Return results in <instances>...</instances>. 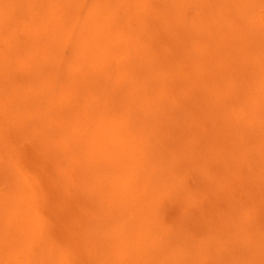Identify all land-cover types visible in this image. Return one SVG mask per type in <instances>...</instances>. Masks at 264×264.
I'll return each mask as SVG.
<instances>
[{
  "label": "rangeland",
  "instance_id": "374dc122",
  "mask_svg": "<svg viewBox=\"0 0 264 264\" xmlns=\"http://www.w3.org/2000/svg\"><path fill=\"white\" fill-rule=\"evenodd\" d=\"M206 1L0 0V264H264V189L243 190L264 181V0Z\"/></svg>",
  "mask_w": 264,
  "mask_h": 264
},
{
  "label": "bare ground",
  "instance_id": "6f19581e",
  "mask_svg": "<svg viewBox=\"0 0 264 264\" xmlns=\"http://www.w3.org/2000/svg\"><path fill=\"white\" fill-rule=\"evenodd\" d=\"M4 1V0H3ZM68 1V0H67ZM70 1V0H69ZM112 1H115V0H112ZM178 1V0H177ZM207 1H209V0H207ZM206 1V3H208ZM214 1V0H213ZM223 1V0H222ZM228 1V0H227ZM241 0H234V2H236V4L237 5H239V9L237 10L238 12H239V14L240 15H244V14H246L247 13V11L245 10V7H244V4L243 3H247L246 5H249V3L248 2H250V1H253V0H244L245 2H240ZM246 1H248V2H246ZM12 2H13V0H12ZM108 2V1H107ZM215 2V1H214ZM213 2V3H214ZM231 2H233L232 0H231ZM240 2V3H239ZM6 3V2H5ZM75 3V2H74ZM105 3V2H104ZM210 3V2H209ZM219 4H220V9L219 10H221L224 6H221V2L219 1L218 2ZM239 3V4H238ZM100 4H101V2H100ZM108 4V3H107ZM110 4V3H109ZM143 4V3H142ZM177 4V3H176ZM215 4H217V3H215ZM224 4H226V3H224ZM223 4V5H224ZM227 4H231V3H227ZM4 5V4H3ZM72 5H73V3H72ZM104 5V4H103ZM175 5V4H174ZM243 5V6H242ZM5 6V5H4ZM7 6V5H6ZM70 6V5H69ZM211 6V5H210ZM210 6H208V7H210ZM228 7H230L229 5H227ZM232 6V5H231ZM58 7V6H57ZM102 7V6H101ZM133 7H134V5H133ZM144 7V6H143ZM173 7V6H172ZM207 7V8H208ZM214 7H216L215 9H218V6H214ZM222 7V8H221ZM235 7V6H234ZM13 8V7H12ZM225 8H227V7H225ZM1 9V8H0ZM27 9V8H26ZM136 9V8H135ZM163 9V8H162ZM178 9V8H177ZM214 9V8H213ZM232 9V8H231ZM145 10H147V9H145ZM175 10V9H174ZM201 10V9H200ZM210 10V9H209ZM228 10H229V8H228ZM16 11H17V9H16ZM109 11V10H108ZM135 11V10H134ZM233 11H234V9L231 11L232 13H233ZM237 11H235L234 12V14L237 12ZM0 12H2L1 10H0ZM9 12V11H8ZM138 12V11H137ZM223 12V11H222ZM227 12V11H226ZM16 13V12H15ZM26 13V12H25ZM51 13V12H50ZM93 13V12H92ZM109 13V12H108ZM227 13H229V12H227ZM18 14V13H17ZM94 14V13H93ZM97 14V13H96ZM146 14V13H145ZM212 14V13H211ZM234 14H232V15H234ZM58 15V14H57ZM98 15V14H97ZM209 15V14H208ZM220 15V14H219ZM231 15V16H232ZM237 15V14H236ZM26 16V15H25ZM60 16V15H59ZM140 16V15H139ZM205 17H206V15H204ZM203 16V17H204ZM209 16H211V15H209ZM215 15L213 14V17H214ZM217 16V15H216ZM222 16V14L220 15V17ZM224 16V15H223ZM248 16V15H247ZM9 17V16H8ZM20 17V16H19ZM143 17V16H142ZM141 17V18H142ZM163 17V16H162ZM240 17V16H239ZM15 18H16V16H15ZM35 18V17H34ZM103 18V17H102ZM138 18V17H137ZM217 18V17H216ZM10 19V18H9ZM8 19V20H9ZM36 19V18H35ZM38 19V18H37ZM36 19V20H37ZM58 19V18H57ZM60 20H58V21H60L61 23H63L62 22V19L61 18H59ZM87 19V18H86ZM94 19H96V18H94ZM98 19V18H97ZM204 19V18H203ZM239 19V18H238ZM7 20V21H8ZM14 20V19H13ZM40 20V19H39ZM66 20H67V18H66ZM80 20V19H79ZM136 20V19H135ZM217 20V19H216ZM11 21V20H10ZM38 21V20H37ZM74 21V20H73ZM226 21V20H225ZM1 22H2V19H1ZM121 22V21H120ZM205 22V21H204ZM214 22V21H213ZM40 23V22H39ZM84 23H85V20H84ZM87 23V22H86ZM114 23V22H113ZM141 23V22H140ZM209 23V22H208ZM220 23H221V21H220ZM20 24V23H19ZM89 24V23H88ZM214 24V23H213ZM219 24V23H218ZM236 24V23H235ZM34 25V24H33ZM40 25V24H39ZM91 25V24H90ZM102 25V24H101ZM214 25H217V24H214ZM6 26V25H5ZM24 26V25H23ZM37 26V25H36ZM83 26H85L84 24H83ZM95 26V25H94ZM41 27V26H40ZM224 27V26H223ZM244 27H246V26H244ZM52 28V27H51ZM101 28V27H100ZM6 29V28H5ZM41 29H42V27H41ZM60 29V28H59ZM65 30H66V28H65ZM85 30V29H84ZM144 30V29H143ZM237 30V29H236ZM239 30V29H238ZM5 31V30H4ZM44 31V30H43ZM46 31V30H45ZM119 31V30H118ZM93 32V31H92ZM222 32V31H221ZM235 32H237V31H235ZM263 32V31H262ZM35 33V32H34ZM112 33V32H111ZM121 33V32H120ZM124 33H126V32H124ZM123 33V34H124ZM67 34V33H66ZM72 34V33H71ZM100 34V33H99ZM122 34V33H121ZM189 34H190V32H189ZM235 34V33H234ZM234 34H232V35H234ZM53 35V34H52ZM74 35V34H73ZM73 35H72V37H73ZM191 35V34H190ZM210 35V34H209ZM231 35V36H232ZM75 36V35H74ZM236 36V35H235ZM51 37V36H50ZM49 37V38H50ZM83 37V36H82ZM79 38V37H78ZM215 38V37H214ZM71 39V38H70ZM76 39V38H75ZM146 39V38H145ZM234 39V38H233ZM78 40H80V38L78 39ZM192 40V39H191ZM5 41V40H4ZM8 41V40H7ZM69 41V40H68ZM1 42H2V40H1ZM12 42V41H11ZM147 42V41H146ZM231 42V41H230ZM4 43V42H3ZM5 44V43H4ZM10 44V43H9ZM138 43H136V45H137ZM242 44V43H241ZM7 45V44H6ZM12 45V44H11ZM24 45V44H23ZM86 45V44H85ZM94 45H95V43H94ZM135 45V44H134ZM140 45V44H139ZM201 45V44H200ZM13 46V45H12ZM11 46V47H12ZM89 46H90V44H89ZM91 46H92V44H91ZM14 47V46H13ZM86 47V46H85ZM194 47V46H193ZM227 48V47H226ZM230 48V47H229ZM238 48V47H237ZM23 49V48H22ZM101 49H103V48H101ZM108 49V48H107ZM228 49V48H227ZM232 49V48H231ZM252 49V48H251ZM1 50V49H0ZM4 50V49H3ZM96 50V49H95ZM109 50V49H108ZM113 50H115V52L117 51L116 49H113ZM140 50V49H139ZM229 50V49H228ZM8 51V50H7ZM13 51H14V49H13ZM20 51V50H19ZM98 51H99V49H98ZM110 51V50H109ZM114 52V51H113ZM240 52V51H239ZM2 53V52H1ZM0 53V54H1ZM4 53V52H3ZM10 53V52H9ZM8 53V54H9ZM14 53H16L15 51H14ZM85 53V52H84ZM89 53V52H88ZM98 53H100V52H98ZM102 53H104V51L102 52ZM111 53V52H110ZM146 53V52H145ZM232 53V52H231ZM250 53H252V52H250ZM80 54V53H79ZM83 54V53H82ZM109 53H107V55H108ZM141 54V53H140ZM151 54V53H150ZM243 54V53H242ZM244 54H247V52L246 53H244ZM253 54V53H252ZM255 54V53H254ZM4 55H5V53H4ZM114 55V54H113ZM236 55V54H235ZM10 56H12V55H10ZM86 56V55H85ZM141 56V55H140ZM164 56V55H163ZM9 57V56H8ZM79 57H80V55H79ZM107 57V56H106ZM147 57V56H146ZM152 57V56H151ZM241 57V56H240ZM1 58V57H0ZM4 58V57H3ZM21 58V57H20ZM81 58V57H80ZM139 58V57H138ZM149 57H147V59H148ZM154 58V57H153ZM9 59V58H8ZM74 59V58H73ZM105 59V58H104ZM146 59V60H147ZM1 60V59H0ZM13 60V59H12ZM41 60V59H40ZM75 60V59H74ZM109 60V59H108ZM155 60V59H154ZM154 60H152V61H154ZM2 62H3V60H1ZM86 61H92V58L90 59V60H87L86 59ZM94 61V60H93ZM105 61H106V59H105ZM163 61V60H162ZM7 62V61H6ZM75 62V61H74ZM96 62V61H95ZM106 62H109V61H106ZM151 62V61H150ZM237 62H238V60H237ZM8 63V62H7ZM39 63V62H38ZM105 63V62H104ZM233 63V62H232ZM45 64V63H44ZM47 64V63H46ZM89 64V63H88ZM102 64V63H101ZM109 64V63H108ZM135 64V63H134ZM148 64V63H147ZM0 65H4V64H0ZM41 65V64H40ZM48 65V64H47ZM93 65V64H92ZM107 65V64H106ZM153 65V64H152ZM6 66V65H5ZM43 66H45V65H43ZM49 66V65H48ZM55 66V65H54ZM73 66H75V65H73ZM87 66V65H86ZM102 66V65H101ZM100 66V67H101ZM163 66V65H162ZM162 66H161V68H159L160 70L162 69ZM223 66V65H222ZM2 67H4V66H1V68L0 69H2ZM8 67V66H7ZM6 67V68H7ZM12 67V66H11ZM97 67H99L98 65H97ZM99 67V68H100ZM106 67V66H105ZM104 67V68H105ZM171 67V66H170ZM215 67V68H214ZM239 66H237V65H235V68H238ZM41 68V67H40ZM86 68H88V67H86ZM89 68H91V67H89ZM93 68V67H92ZM127 68V67H126ZM164 68L165 67H163V69L162 70H164ZM212 68V67H211ZM211 68H209V69H207V70H210ZM213 68H214V70H219V68H220V66L219 65H216V63H215V65L213 66ZM260 67H258V69H259ZM170 69V68H169ZM169 69H168V71H169ZM3 71H5V68L4 69H2ZM27 71H28V69H26ZM82 70V69H81ZM85 70V69H84ZM171 70V69H170ZM180 70H182V71H180ZM180 72L178 71V74L179 75H182L183 74V72H184V70H185V68L184 69H182V68H180ZM3 71H0V73L1 72H3ZM8 71V70H7ZM41 71V70H40ZM67 71V70H66ZM96 71V70H95ZM110 71V70H109ZM148 71V73H149V70H147ZM155 71V70H154ZM201 71H202V69H201ZM200 70H198V68L197 67H195V66H193V69H192V73H190L191 74V76H188V71L186 70L185 71V73H184V75H187V76H184V77H187V78H192V81L194 82V83H199V81H203V79L201 78V75H203V73H204V71L203 72H201ZM233 71V70H232ZM237 71V70H236ZM130 72V71H129ZM166 72V71H165ZM201 72V75L199 74ZM6 73V72H5ZM8 73V72H7ZM6 73V75H8ZM70 73V72H69ZM162 73V72H161ZM259 73V72H258ZM10 74H12V73H10ZM6 75H5V77H6ZM104 75V74H103ZM163 75V74H162ZM170 75H175V76H177L176 75V73H172V74H170ZM76 76V75H75ZM139 76V75H138ZM153 76V75H152ZM175 76H171V77H175ZM212 76H214V72H212ZM117 77V76H116ZM121 77V76H120ZM135 77H137V75L135 76ZM146 77V76H145ZM125 78V77H124ZM143 78V77H142ZM152 78H156V77H152ZM5 79V78H4ZM7 79V78H6ZM9 79L11 80V77H10V75H9ZM85 79V78H84ZM86 79H88V78H86ZM101 79V78H100ZM103 79V78H102ZM101 79V80H102ZM122 79V78H121ZM14 80V79H13ZM13 80H12V82H13ZM20 80V79H19ZM105 80V79H104ZM170 80V79H169ZM5 81V80H4ZM91 81V80H90ZM123 81V80H122ZM142 81V80H141ZM173 81H174V79H173ZM17 82V81H16ZM115 82V81H114ZM3 83H5V82H3ZM126 83V82H125ZM145 84V83H144ZM2 85V84H1ZM10 85V84H9ZM31 85V84H30ZM13 86V85H12ZM29 86V85H28ZM102 86V85H101ZM146 86H147V84H146ZM117 87V86H116ZM4 88V87H3ZM29 88V87H28ZM45 88V87H44ZM78 88V87H77ZM143 88H145V86L143 87ZM1 89V88H0ZM17 89H21V88H17ZM24 89V88H23ZM27 89V88H26ZM138 89V88H137ZM147 89H148V87H147ZM30 90V89H29ZM36 90V89H35ZM133 90V89H132ZM150 90H151V88H150ZM228 90H229V88H228ZM18 91H21L20 93L21 94H23L22 93V89L21 90H18ZM28 91V90H27ZM32 91V90H31ZM65 91V90H64ZM124 91V90H123ZM13 93H16L15 92V90L14 91H12ZM136 92V91H135ZM51 93V92H50ZM74 93V92H73ZM86 93V92H85ZM0 94H1V91H0ZM58 94V93H57ZM88 94V93H87ZM137 94H139V93H137ZM172 94V93H171ZM125 95V94H124ZM187 95V94H186ZM3 96V98H4V95H2ZM6 96V95H5ZM15 96V95H14ZM17 96V95H16ZM16 96H15V98H16ZM134 96H136L135 94H134ZM182 97L184 96L183 94L181 95ZM20 96H18V98H19ZM100 97H101V95H100ZM104 97V96H103ZM118 97V96H117ZM132 97V96H131ZM8 98H10V96H8ZM12 98V97H11ZM135 98V97H134ZM109 99V98H108ZM139 99V98H138ZM3 100V99H2ZM6 100H8L7 98H6ZM11 100V99H10ZM13 100V99H12ZM44 100V99H43ZM140 100V99H139ZM58 101V100H57ZM138 101V100H137ZM1 102V101H0ZM10 102V101H9ZM14 102V101H13ZM25 103V102H24ZM83 103V102H82ZM86 103V102H85ZM186 103V102H185ZM3 104H5V103H3ZM22 104V103H21ZM42 104V103H41ZM84 104V103H83ZM128 104H130V103H128ZM250 104V103H249ZM6 105V104H5ZM43 105V104H42ZM245 105H247V104H245ZM16 106V105H15ZM82 106V105H81ZM0 107H2V106H0ZM6 107H7V105H6ZM10 107V106H9ZM18 107V106H17ZM49 107V106H48ZM59 107H60V105H59ZM85 108H86V106H84ZM84 107H82V108H84ZM133 107V106H132ZM4 108V107H3ZM2 108V109H3ZM1 109V108H0ZM1 109V110H2ZM11 109H13V108H11ZM15 109V108H14ZM56 109V108H55ZM88 109V108H87ZM4 110V109H3ZM16 110V109H15ZM20 110V108L17 110V112ZM46 110H48V109H46ZM234 110V109H233ZM250 110V109H249ZM60 112H61V110H59ZM94 111V110H93ZM123 111V110H122ZM235 111V110H234ZM2 112V111H1ZM9 112V111H8ZM140 112V111H139ZM153 112V111H152ZM228 112V111H227ZM13 113H14V111H13ZM18 113H20V112H18ZM102 113H104V112H102ZM154 113V112H153ZM238 113V112H237ZM8 114V113H7ZM63 114V113H62ZM154 114H156V113H154ZM224 114H226V113H224ZM236 114V113H235ZM251 114V113H250ZM86 115V114H85ZM90 115V114H89ZM97 115V114H96ZM111 115V114H110ZM116 115V114H115ZM138 115H139V113H138ZM9 115H7V117H8ZM39 116V115H38ZM92 116V115H91ZM90 116V117H91ZM99 116V115H98ZM108 116V115H107ZM131 116V115H130ZM135 116H137V114L135 115ZM146 116V115H145ZM227 116H230V115H228L227 114ZM11 117V116H10ZM77 117V116H76ZM82 117V116H81ZM85 118H86V116H84ZM89 117V118H90ZM93 117V116H92ZM138 117V116H137ZM233 116H230V119L232 118ZM9 118V117H8ZM8 118H7V120H8ZM243 118H246L245 116H241L240 117V114H237L236 115V118L235 119H237V120H239V121H236V120H234V121H236V122H239L240 124H242L243 122H241L242 120H243ZM12 119V118H11ZM70 119V118H69ZM98 119V118H97ZM105 119V118H104ZM228 119V118H227ZM75 120H76V118H75ZM70 121V120H69ZM102 121V120H101ZM104 121V120H103ZM102 121V122H103ZM228 121V120H227ZM93 122V121H92ZM146 122V121H145ZM228 122H231V123H233V120L232 121H228ZM7 123V122H6ZM32 123V122H31ZM132 123V122H131ZM2 124V123H1ZM12 124V123H11ZM34 124V123H33ZM121 124V123H120ZM157 124V123H156ZM235 124H238V123H234V125ZM239 124V125H240ZM3 125H5V124H3ZM19 125V124H18ZM48 125V124H47ZM65 125V124H64ZM63 125V126H64ZM68 125V124H67ZM79 125V124H78ZM106 125H107V123L105 124V127H106ZM142 125H144V123H142ZM168 125V124H167ZM230 126H231V124H229ZM263 125H264V123H263ZM8 126H10L9 124H8ZM69 126V125H68ZM71 126H73V125H71ZM102 126V125H101ZM115 126H116V124H115ZM119 126V125H118ZM121 126V125H120ZM119 126V127H120ZM145 126V125H144ZM169 126V125H168ZM252 126V124L249 126V127H251ZM3 127V126H2ZM6 127V126H5ZM65 127H67V126H65ZM90 127V126H89ZM93 127V126H92ZM102 127H104V126H102ZM105 127H104V129H105ZM112 127V126H111ZM142 127V126H141ZM140 127V128H141ZM62 128V127H61ZM60 128V129H61ZM69 128V127H68ZM74 128V127H73ZM97 128V127H96ZM124 128V127H123ZM143 128V127H142ZM170 128V127H169ZM108 129V128H107ZM106 129V130H107ZM144 129V128H143ZM151 129V128H150ZM254 129V128H253ZM256 129V128H255ZM0 130H2V129H0ZM3 130H5V128L3 129ZM7 130V129H6ZM5 130V131H6ZM11 130V129H10ZM72 130V129H71ZM77 130V129H76ZM101 130H102V128H101ZM121 130V129H120ZM124 130V129H123ZM128 130V129H127ZM65 131V130H64ZM70 131V130H69ZM103 131V130H102ZM119 131V130H118ZM133 131V130H132ZM140 131H142V130H140ZM152 131V130H151ZM150 131V132H151ZM166 131V130H165ZM3 132V131H2ZM15 132H17V130L15 131ZM62 132V131H61ZM66 132V131H65ZM93 132V131H92ZM96 132V131H95ZM108 132H110L109 130H108ZM107 132V133H108ZM116 132V131H115ZM150 132H148L149 133V135L148 134H145V135H147V136H143V135H141L140 136V148H141V151H140V153L141 154H143V153H146L147 151H149V148H144V142L146 141V140H150V138H154L155 136L153 135V133H152V135H151V137H150ZM153 132H154V130H153ZM258 132H260L258 135H264V128L262 129V130H259ZM72 133V132H71ZM104 133V132H103ZM118 133V132H117ZM144 133V132H143ZM155 133H158V132H155ZM241 134H242V136L244 137L245 136V133L242 131V132H240ZM5 134V133H4ZM70 134V133H69ZM106 134V133H105ZM110 134V133H109ZM118 134H120V131H119V133ZM117 134V135H118ZM142 134V133H141ZM210 134H213V135H210ZM237 134V133H236ZM6 135V134H5ZM160 135H161V133H160ZM216 135H219V131H216L215 129H214V127H212V129L209 131V136H208V141H209V145H211L210 147H209V150L210 151H208V152H206V153H204L202 156H203V158L206 160V161H209L210 160V158L212 157V152L213 151H215L216 150V147H217V145H218V142L216 143ZM239 135V134H238ZM71 136V135H70ZM112 136V135H111ZM110 136V137H111ZM119 136V135H118ZM153 136V137H152ZM157 136V135H156ZM226 136V135H225ZM69 137V136H68ZM72 137H70L69 139H71ZM136 139H135V141H137L138 140V133H137V135H136V137H135ZM163 138V137H162ZM227 138V137H226ZM230 137H228V139H229ZM3 139V138H2ZM67 139V138H66ZM93 139V138H92ZM105 139V138H104ZM244 139V138H243ZM89 140V139H88ZM163 140H164V138H163ZM163 140H162V142H163ZM3 141V140H2ZM90 141H92V140H90ZM97 141V140H96ZM108 141V140H107ZM114 141V140H113ZM243 141V140H242ZM246 141V140H245ZM93 142V141H92ZM14 143H15V139H14ZM41 143V142H40ZM59 143V142H58ZM65 143V142H64ZM69 143V142H68ZM95 143V142H94ZM113 143V142H112ZM130 143V142H129ZM177 143V142H176ZM192 143H194V142H192ZM213 143H216L215 145L213 144ZM241 143V142H240ZM49 144H52V143H49ZM85 144H86V140H85ZM96 144V143H95ZM94 144V145H95ZM123 144V143H122ZM163 145H165L164 144V142L162 143ZM214 146H213V145ZM243 144H244V141H243ZM242 144V145H243ZM246 145L245 146H247L248 147V145H247V143H245ZM72 145V144H71ZM89 145H90V143H89ZM114 145H115V143H114ZM124 145V144H123ZM161 145V144H160ZM186 145V144H185ZM223 145H225L224 143H223ZM241 145V146H242ZM117 146V145H116ZM130 146H134L135 147V149H136V145H134V142L132 141V144L130 145ZM177 146V145H176ZM175 146V147H176ZM194 146H195V144H194ZM19 147V146H18ZM70 147V146H69ZM93 147V146H92ZM97 146H94V148H96ZM102 147V146H101ZM129 147V146H128ZM133 147V148H134ZM162 147V146H161ZM166 147L168 148V145L166 144ZM186 147H187V151L185 152V150H184V153L185 154H187V152H188V150H190V148H188V145H186ZM186 147H184V148H186ZM190 147H191V145H190ZM202 147H203V145H202ZM115 148V147H114ZM180 148V147H179ZM221 148H223V147H221ZM229 148H230V146H229ZM12 149V148H11ZM15 150L14 151H16L17 150V147L16 148H14ZM22 149V148H21ZM91 149V148H90ZM100 149V148H99ZM182 149V148H181ZM236 149H237V147H236ZM76 150H77V148H76ZM92 150V149H91ZM94 150V149H93ZM107 150V149H106ZM168 150V149H167ZM180 150V149H179ZM238 150H240V152H241V149H238ZM18 151H19V149L17 150V153H18ZM23 151V150H22ZM83 151V150H82ZM88 151V150H87ZM101 151H103V150H101ZM109 151H110V149H109ZM134 151V150H133ZM137 151V150H136ZM153 151V150H152ZM191 151V150H190ZM217 151V150H216ZM225 151V150H224ZM228 151V149H226V151L225 152H227ZM86 152V151H85ZM84 152V153H85ZM154 152V151H153ZM193 152H195L196 153V151H193ZM239 152V154H241ZM244 149H243V151H242V154L241 155H243V158H244V162H241V166L243 165V166H245V156H244ZM16 153V152H15ZM14 153V154H15ZM77 153V152H76ZM100 154H101V152H99ZM111 153V152H110ZM190 153V152H189ZM188 153V154H189ZM192 153V152H191ZM125 154V153H124ZM153 154V153H152ZM184 154V155H185ZM222 154V153H221ZM238 154V153H237ZM84 155V154H83ZM94 155H96L97 156V154H94ZM103 155V154H102ZM105 155V154H104ZM163 155V154H162ZM216 155V154H215ZM215 155H213V156H215ZM218 156L220 155V153L219 154H217ZM217 155H216V157H217ZM225 155H226V158H227V156H229V158H227V159H231L230 158V155H227L226 153H225ZM225 155H224V157H225ZM85 156V155H84ZM91 156V155H90ZM95 156V157H96ZM149 156V155H148ZM187 156V155H186ZM190 156V155H189ZM193 156V158L191 159L190 157H192ZM4 157V156H3ZM28 157V156H27ZM58 157V156H57ZM102 157V156H101ZM109 157H110V155H109ZM190 157H188L189 158V160L187 159H185V158H187V157H184V159H183V161H182V164H184V165H189V164H191V167H192V169H194L195 167L194 166H196V157L193 155V153H192V155L190 156ZM220 157V156H219ZM233 157V156H232ZM235 157H237V156H235ZM264 157V156H263ZM83 158V157H82ZM98 158V157H97ZM105 158H106V155H105ZM147 158V157H146ZM225 158V159H226ZM242 158V159H243ZM19 159V158H18ZM85 159V158H84ZM211 159H213V158H211ZM221 159V158H220ZM222 159H223V157H222ZM233 159V158H232ZM6 160H7V158H6ZM101 160V159H100ZM99 160V161H100ZM137 160V159H136ZM12 161V160H11ZM26 161H28L27 159H26ZM92 161V160H91ZM131 161V160H130ZM158 161V160H157ZM161 161V160H160ZM173 161V160H172ZM223 161V160H222ZM236 161V160H235ZM95 162V161H94ZM129 162V161H128ZM224 162H225V160H224ZM23 163V162H22ZM28 163V162H27ZM88 163V162H87ZM174 163V162H173ZM1 164V163H0ZM11 164V163H10ZM91 164V163H90ZM157 164V163H156ZM174 164H176V163H174ZM240 164V163H239ZM251 163H248L247 165H250ZM254 164V168L256 169L257 167H259L258 166V163L257 162H255V163H253ZM264 164V163H263ZM12 165V164H11ZM86 165V164H85ZM136 165V164H135ZM99 166V165H98ZM137 166V165H136ZM176 166H178V163H177V165H173V167H176ZM125 167V166H124ZM171 167V166H170ZM172 167V168H173ZM5 168V167H4ZM190 168V167H189ZM46 169V168H45ZM183 169V168H182ZM185 170V169H184ZM6 171V170H5ZM129 171V170H128ZM137 171V170H136ZM3 172V171H2ZM132 172V171H131ZM178 172V174H180V169L177 171ZM176 173V172H175ZM197 174V173H196ZM131 175V174H130ZM198 176H200L199 174H197ZM122 177H123V175H121ZM164 176V175H163ZM180 176H181V174H180ZM79 177V176H78ZM124 178V177H123ZM126 178V177H125ZM182 178H184V176L182 177ZM201 178V177H200ZM199 177H197V179H198V182H202V180L200 179ZM2 179V178H1ZM0 179V180H1ZM78 179V178H77ZM119 179H120V177H119ZM144 179V178H143ZM194 179V178H193ZM84 180V179H83ZM127 180V179H126ZM163 180H165V179H163ZM162 180V181H163ZM258 180V181H257ZM79 181V180H78ZM132 181V180H131ZM165 182V181H164ZM260 182V179L259 178H255L254 179V175H250V179L247 181V184H246V186L243 188V190L245 191V192H247V190L248 189H250V194L252 193L253 194V189H252V187H254V186H256V185H258L257 186V188H258V191L259 192H263V189H264V181L263 182H261V183H259ZM81 183V182H80ZM118 183V182H117ZM162 183V182H161ZM166 183V182H165ZM196 183V182H195ZM138 184V183H137ZM167 184V183H166ZM58 185V184H57ZM21 186V185H20ZM80 186H82L81 184H80ZM127 186H129V185H127ZM177 186H179L178 187V189H180V190H178V189H176L177 190V196L180 194V191H182V190H184L183 192L184 193H186L185 191H186V189H184L183 188V186H182V184L181 185H179V183L177 184ZM181 186V187H180ZM112 187V186H111ZM132 187V186H131ZM104 187H102V189H103ZM143 188V187H142ZM164 188V187H163ZM174 188V187H173ZM177 188V187H176ZM183 188V189H182ZM41 189V188H40ZM52 189H53V187H52ZM58 189H59V187H58ZM106 189V188H105ZM125 189L127 190V188H126V186H125ZM124 189V190H125ZM138 189V188H137ZM161 189H162V187H161ZM182 189V190H181ZM28 190V189H27ZM34 190V189H33ZM42 190V189H41ZM46 190H48V189H46ZM104 190V189H103ZM110 190H111V188H110ZM123 190V191H124ZM172 190V189H171ZM175 190V191H176ZM29 191V190H28ZM38 191H40V190H38ZM58 191V190H57ZM133 191V190H132ZM169 191V190H168ZM187 191H189V190H187ZM49 192V191H48ZM107 192V191H106ZM179 192V193H178ZM256 192V191H255ZM34 193H35V191H34ZM57 193V192H56ZM102 193V192H101ZM108 193V192H107ZM110 193V192H109ZM167 193V192H166ZM175 193V192H174ZM182 193V192H181ZM188 193V192H187ZM190 194H191V198H193L194 196H196L195 195V192H192L191 193V191L189 192ZM188 193V194H189ZM25 194V193H24ZM30 194V193H29ZM54 194V193H53ZM100 194V193H99ZM103 194H106L105 192H103ZM172 194V193H171ZM188 194L187 195H184V194H181V196L182 195H184V197H182V198H180L179 196V198H176L177 196H173L174 198H176L177 200L178 199H180V200H178L179 201V203H182V201H181V199L183 200V201H191L192 199L190 198V196H189V198L188 197H186V196H188ZM251 194V195H252ZM35 195V194H34ZM57 195V194H56ZM63 195H64V193H63ZM107 195V194H106ZM126 195V194H125ZM176 195V194H175ZM194 195V196H193ZM25 196H26V194H25ZM65 196V195H64ZM98 196V195H97ZM98 197H100V196H98ZM163 197V196H162ZM165 197V196H164ZM168 196L166 195V198H167ZM30 198H31V196H30ZM45 198H47V197H45ZM50 198V197H49ZM174 198H173V200H174ZM28 200H29V197L27 198ZM33 199V198H32ZM41 199V198H40ZM99 199V198H98ZM249 199V198H248ZM1 200V199H0ZM51 200H52V198H51ZM103 200H105L104 198H103ZM168 200V199H167ZM170 201V197H169V201L171 202V206H173L174 204H172V202L173 203H175V202H177V200L176 201ZM32 201H34V200H32ZM44 201V200H43ZM101 201V200H100ZM112 201V200H111ZM181 201V202H180ZM30 202H31V200H30ZM38 202H40V201H38ZM46 202V201H45ZM44 202V203H45ZM48 202V201H47ZM104 202V201H103ZM6 203V202H5ZM42 203V202H41ZM51 203V202H50ZM162 203V202H161ZM187 202H185V204H186ZM31 204H32V202H31ZM167 204V203H166ZM169 204V203H168ZM175 204H177V203H175ZM24 205H25V203H24ZM110 205V204H109ZM187 205V204H186ZM47 206V205H46ZM81 206V205H80ZM155 206V205H154ZM177 206V205H176ZM175 205H174V207L171 209V211H174L175 210V212L174 213H176V211H177V207H176ZM25 207V206H24ZM31 207V206H30ZM157 207V206H156ZM155 207V208H156ZM160 207V209L162 208V206H159ZM169 207H170V204H169ZM32 208V207H31ZM34 208V207H33ZM32 208V209H33ZM195 208V207H194ZM100 209V208H99ZM159 209V208H158ZM196 209V208H195ZM23 210L24 209H22V213H25V212H23ZM25 210L27 211V208H25ZM45 210V209H44ZM34 211V210H33ZM55 211V210H54ZM196 211H198V210H196ZM162 212V211H161ZM200 212V211H199ZM4 213V212H3ZM2 213V214H3ZM28 213V212H27ZM26 213V214H27ZM57 213V212H56ZM263 213H264V211H263ZM25 214V215H26ZM49 214V213H48ZM173 214V213H172ZM4 215V214H3ZM2 215V216H3ZM23 215V214H22ZM28 215H29V213H28ZM30 215H31V213H30ZM50 215V214H49ZM188 215V214H187ZM191 215H193V216H195V215H197L196 214V212L195 213H193V214H191ZM264 215V214H263ZM1 216V217H2ZM23 217V216H22ZM26 219H28V217L27 216H24ZM23 217V219L25 220V218ZM30 217V216H29ZM59 217V216H58ZM89 217V216H88ZM206 217V216H205ZM263 218H264V216H262ZM17 218V217H16ZM51 218V217H50ZM196 218H197V216H196ZM2 219V218H1ZM52 219H53V217H52ZM64 219V218H63ZM185 219V218H184ZM179 220V219H178ZM181 220V219H180ZM264 220V219H263ZM2 221V220H1ZM38 221H40V220H38ZM54 221H56V220H54ZM6 222V221H5ZM18 222V221H17ZM258 222V221H257ZM3 224V223H2ZM50 224V223H49ZM34 225V227L33 228H35V226L37 225H35V224H33ZM32 224H31V226H33ZM2 226H0V228H1ZM37 228H38V226H37ZM219 228V227H218ZM64 230V229H63ZM261 230H262V228H261ZM260 230V231H261ZM67 231H69V230H67ZM71 231V230H70ZM63 232V231H62ZM66 232V231H65ZM262 232V231H261ZM43 233H45V232H43ZM263 233V232H262ZM261 233V234H262ZM37 234H39V233H37ZM36 234V235H37ZM41 235V234H40ZM35 236V235H34ZM261 237V236H260ZM264 237V236H263ZM42 239V238H41ZM47 239V238H46ZM49 240V239H48ZM48 240H47V242H48ZM123 240V239H122ZM263 241H264V239H262ZM25 242V241H24ZM42 242V241H41ZM33 243V242H32ZM44 244V243H43ZM48 245V243H45V245ZM255 244V243H254ZM257 244V243H256ZM0 245H1V243H0ZM45 245L43 246V247H45ZM253 246V245H252ZM27 247H29V245H27L26 246V248ZM51 246H49V248H50ZM25 248V249H26ZM46 248H47V246H46ZM254 248H255V246H254ZM259 248V247H258ZM22 249V248H21ZM24 249V248H23ZM48 249V248H47ZM255 249H257V248H255ZM255 249H253V250H255ZM43 250H45V249H43ZM50 250V249H49ZM55 251V250H54ZM21 252V251H20ZM23 252H25V251H23L22 250V253ZM38 252H41V251H38ZM45 252H47L46 250H45ZM49 252H51V251H49ZM60 252V251H59ZM261 252V251H260ZM35 253H36V251H35ZM27 254H28V251H27ZM32 254V253H31ZM39 254V253H38ZM42 254H44V257H45V259H46V254L45 253H42ZM50 254V253H49ZM19 255V254H18ZM46 255V256H45ZM52 255V254H51ZM24 256V255H23ZM34 255L32 254V257H33ZM55 256V254L52 256V257H54ZM2 257V256H1ZM6 257V256H5ZM36 258H38L39 256H35ZM35 257H34V260H35ZM7 258V257H6ZM18 258H20V257H18ZM31 258V257H30ZM49 258V257H48ZM55 258V257H54ZM261 259V258H260ZM14 260H16V259H13L12 261H11V259L9 260V261H11L12 262V264H13V261ZM2 261V260H1ZM6 261H7V259H6ZM5 261V263H7ZM53 261V260H52ZM55 261V260H54ZM56 262V261H55ZM62 262V261H61ZM66 262V261H65ZM4 263V262H3ZM18 263H19V261H18ZM51 263V262H50ZM49 263V264H50ZM58 262H56L55 264H57ZM8 264V263H7ZM11 264V263H10ZM31 264H33V263H31ZM38 264V263H37ZM42 264V263H41ZM46 264V263H45ZM47 264H48V262H47ZM63 264V263H62ZM255 264V263H254Z\"/></svg>",
  "mask_w": 264,
  "mask_h": 264
}]
</instances>
